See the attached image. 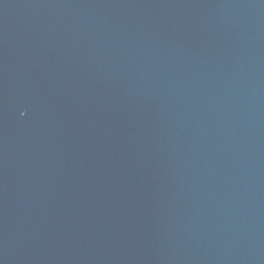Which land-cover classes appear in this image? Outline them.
Segmentation results:
<instances>
[{"label": "water", "instance_id": "water-1", "mask_svg": "<svg viewBox=\"0 0 264 264\" xmlns=\"http://www.w3.org/2000/svg\"><path fill=\"white\" fill-rule=\"evenodd\" d=\"M0 264H264V0H0Z\"/></svg>", "mask_w": 264, "mask_h": 264}]
</instances>
